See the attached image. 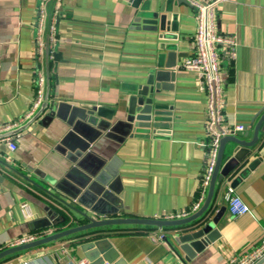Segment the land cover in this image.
I'll list each match as a JSON object with an SVG mask.
<instances>
[{
    "label": "crops",
    "instance_id": "0c3cea01",
    "mask_svg": "<svg viewBox=\"0 0 264 264\" xmlns=\"http://www.w3.org/2000/svg\"><path fill=\"white\" fill-rule=\"evenodd\" d=\"M135 1L56 0L49 107L26 129L0 138V158L49 186L73 165L69 157L82 143L71 132L65 110L58 113L54 106L60 102L105 106L115 110L114 123L126 118L130 95L148 86L153 104L167 108L154 117L165 125L131 131L128 124L119 123L89 144L79 159L86 155L85 168L94 172L115 155L121 160L116 183L121 216L188 214L200 198L208 144L206 94L197 75L179 67L195 50L196 8L185 0ZM50 2L0 0V132L28 120L36 77L45 67V56H38L36 48L39 10L44 5L46 26ZM217 26L236 41L233 60L224 53L227 47L220 45L224 120L232 126L243 124L245 129L235 135L250 139L264 113V0L222 2ZM172 54L177 63L167 69ZM158 70L175 72L174 81L159 82V90ZM9 140L15 149L9 147ZM234 148L233 142H227L222 166L234 155ZM0 170L5 175L0 183V250L22 235L57 228L60 214H68L65 209L30 182ZM228 186L250 211L233 216L226 208L216 223L217 238L190 261L172 244L191 226H134L64 238L11 254L0 264H78L86 258L82 244L104 236L129 264H233V256L260 246L264 237V122L258 141L238 168L217 182L204 222L224 206ZM50 208L58 209V217L49 214ZM44 217L53 225L35 229L33 222Z\"/></svg>",
    "mask_w": 264,
    "mask_h": 264
},
{
    "label": "water",
    "instance_id": "95a60500",
    "mask_svg": "<svg viewBox=\"0 0 264 264\" xmlns=\"http://www.w3.org/2000/svg\"><path fill=\"white\" fill-rule=\"evenodd\" d=\"M55 3L56 0H51L50 2L45 29L44 101L35 114L28 118L24 124L12 130L0 132V138L10 136L26 129L49 107L51 51L49 34ZM173 56L174 54L170 55V61L166 64L167 69L174 67L177 63V59H174ZM155 77L158 81L156 89L159 90V82L161 80L174 81L175 72L170 70H158ZM163 87L171 88L172 84H164ZM148 92L149 87L144 86L137 94L130 95L126 118L124 120L120 119L114 123H112V119L115 110L112 108L64 102L57 103L56 105L54 104L55 108L53 109L56 112L59 113L60 110H65L66 121L71 127V132L78 135L82 143L79 144L77 152L74 155L71 154L69 157V159L73 161V165L64 176L58 180H50L48 182L49 186L33 180L29 175L23 173L8 160L0 158V169L30 182L53 198V200L58 203L59 207L64 208L68 213L67 215L60 214L62 217L61 222L70 221L66 227L55 228L51 232L35 240L3 248L0 250V260L11 254L49 244L64 238L86 233H98L99 231L113 228L148 226L164 229L191 226L189 231L174 237L175 243L172 244L175 251H182L185 253V261H190L198 252H201L210 242L217 238L218 231L215 230L216 223L222 212L226 209V204H224L212 220L204 222V217L212 204L216 192L217 182H220L225 176L234 172L238 168L239 163L243 161L244 157L256 144L259 139L261 125L264 122V113L257 121L250 139H245L235 134L222 137L216 166L204 200L198 209L187 215L176 218L121 216V197L116 188V183L119 179V166L121 160L115 155L112 159L105 161L99 168L96 167L94 172L88 171L85 168L84 161L87 156L85 155L81 160L79 156L87 150L88 145L96 138L104 132L114 129L119 123L128 124L131 131H135L137 127H159L165 125L163 122L155 120L154 117L159 114H164L167 109L166 106L153 104ZM227 142H233L235 144L234 155L222 166ZM4 179L5 175L0 170V183L3 182ZM48 210L49 214L54 213L55 217H58L57 215L60 213L58 209L50 208ZM50 218L53 219V216ZM52 225L53 222L48 217L35 220L32 224L35 229L50 227ZM82 249L88 260V264H129L124 258L120 257L119 252L113 247L107 236L89 239L82 244ZM251 264H264V252L256 257Z\"/></svg>",
    "mask_w": 264,
    "mask_h": 264
},
{
    "label": "built area",
    "instance_id": "2783aa9c",
    "mask_svg": "<svg viewBox=\"0 0 264 264\" xmlns=\"http://www.w3.org/2000/svg\"><path fill=\"white\" fill-rule=\"evenodd\" d=\"M196 8V30L194 34L195 50L192 54L185 57L179 64L180 68L192 71L197 75L199 88L206 94L207 106L205 117V129L208 137L206 167L202 176L200 186V198L195 202L192 211L199 208L207 189L209 187L216 162L219 155L220 144L223 136L236 134L243 131V124L229 125L225 122L224 116V78L222 68V52L220 45L227 47L224 51L229 60H233L236 55V41L234 36L222 33L217 26V9L218 6L226 0H186ZM58 14V7L55 5L51 24L49 41L50 47L56 40L55 17ZM44 5H41L38 17V32L36 39V48L38 56H42L45 51V40L42 37L45 26ZM54 17V18H53ZM54 19V20H53ZM45 94V73L39 71L35 81V96L30 109L26 114V118H30L39 109L44 101ZM11 149L16 148L13 141H8ZM225 204L228 211L234 215H240L250 211L249 205L234 192L233 187L228 186L225 191ZM190 212V213H191ZM189 214V213H188ZM187 215L173 214L166 218H176ZM52 229L44 231H34L22 235L13 240L9 246L23 244L39 238L51 232ZM164 235H161L163 238ZM264 252V237L262 244L253 250H250L242 256H233L231 262L233 264H251L256 257ZM78 264H88L87 258H81Z\"/></svg>",
    "mask_w": 264,
    "mask_h": 264
},
{
    "label": "trees",
    "instance_id": "16d2710c",
    "mask_svg": "<svg viewBox=\"0 0 264 264\" xmlns=\"http://www.w3.org/2000/svg\"><path fill=\"white\" fill-rule=\"evenodd\" d=\"M51 62H52V58H51ZM63 223H65V222H61V223L58 224L56 227H57V228H61V227H63V225H64Z\"/></svg>",
    "mask_w": 264,
    "mask_h": 264
}]
</instances>
